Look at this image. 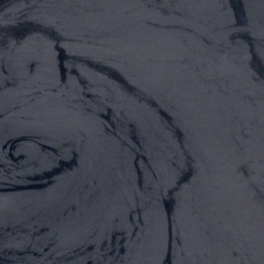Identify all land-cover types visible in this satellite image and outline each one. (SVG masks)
Listing matches in <instances>:
<instances>
[{"label": "water", "instance_id": "1", "mask_svg": "<svg viewBox=\"0 0 264 264\" xmlns=\"http://www.w3.org/2000/svg\"><path fill=\"white\" fill-rule=\"evenodd\" d=\"M0 264H264V0H0Z\"/></svg>", "mask_w": 264, "mask_h": 264}]
</instances>
